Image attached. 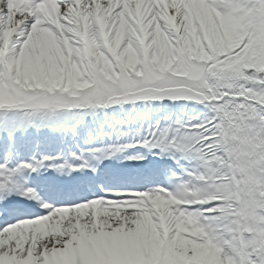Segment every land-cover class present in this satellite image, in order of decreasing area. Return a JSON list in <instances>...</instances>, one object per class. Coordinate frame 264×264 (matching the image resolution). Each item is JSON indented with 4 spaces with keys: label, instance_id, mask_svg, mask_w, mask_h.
I'll use <instances>...</instances> for the list:
<instances>
[{
    "label": "snow or ice",
    "instance_id": "snow-or-ice-1",
    "mask_svg": "<svg viewBox=\"0 0 264 264\" xmlns=\"http://www.w3.org/2000/svg\"><path fill=\"white\" fill-rule=\"evenodd\" d=\"M0 264H264V0H0Z\"/></svg>",
    "mask_w": 264,
    "mask_h": 264
}]
</instances>
